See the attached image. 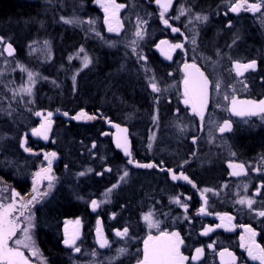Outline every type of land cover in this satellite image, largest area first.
<instances>
[{
  "label": "snow or ice",
  "instance_id": "obj_1",
  "mask_svg": "<svg viewBox=\"0 0 264 264\" xmlns=\"http://www.w3.org/2000/svg\"><path fill=\"white\" fill-rule=\"evenodd\" d=\"M156 4L160 7L161 11H160V18L163 22V24L165 25V27L171 28V30L173 32H178L179 29L172 27V25L169 24V20L165 18V13L168 11V9L170 8L171 4H172V0H155ZM245 4H247V0H243V3H237L235 6H233L230 10L233 12L238 11L241 7H243ZM101 7L104 8L105 13H108L109 8H113L115 10H118L119 8L123 7L122 5H117L114 3V0H108L107 3L101 4ZM260 4L258 3H252V4H247V8L246 10H252V11H260ZM181 15H184L185 12L183 9H181L180 11ZM114 15V13H113ZM178 18V17H177ZM197 20H207V17H200L197 16L196 17ZM72 21H68L66 20L65 23H71ZM106 23H108V21H105ZM117 29H114L111 24H109V28L108 31L112 32V31H116ZM135 36L138 39H142L143 38V32L140 30V27L138 25V29L135 33ZM0 43H3V38L0 37ZM162 43H167L166 41H163ZM132 44L135 45L136 44V40L132 41ZM173 48H180L182 47V45L180 44H176V45H172ZM6 51L8 52V55H12L13 54V49L11 44H9L6 48ZM81 51H83V49H81ZM133 51L135 52V47H133ZM141 59H143V57H140ZM90 61L88 60L87 56L84 57V65L85 67L87 66V64ZM185 67H189V65H185ZM194 67V66H193ZM235 68L237 69V75H243V71H247L248 69H255V62L252 63H248V64H240L237 63L235 65ZM196 71L199 73V76L201 78L202 84L199 88V99H200V103L201 105H203L205 103V99H206V95H207V88H208V80L206 77H204V74L202 72H199V69H196ZM29 79H32V74L29 73ZM185 104L189 103V99H191L192 97L190 96L189 93V80L186 78L185 81ZM152 90L154 92H158L159 88H157L156 84L153 83L151 85ZM219 83L216 84V88L217 90H219ZM24 91L28 94H31V89H24ZM225 99H228V97H225ZM237 101L233 98L232 100V105H233V111L235 112V105H236ZM251 103V102H248ZM259 109L261 112H264V101H261L259 104ZM193 112H196V106L195 104L193 105ZM199 114V113H197ZM237 115H243L245 113H241V112H236ZM255 115L256 113H250ZM37 115H41V113H37ZM51 115V114H49ZM86 114L81 112L77 117H73L74 119H78L80 117L85 116ZM93 117H88V119H92ZM201 118L202 115H201ZM231 125L228 122H225V124L220 127L219 131L221 133L225 132L226 130H230ZM121 131H126V129H123ZM34 134L39 135V131H34ZM117 147L118 148H123L125 151L126 155H130V153L128 152V147H127V139L126 137L124 138L123 142L120 141V139L117 140ZM149 147H151V145H149ZM26 151H28L29 149H25ZM52 158H55L56 153H51L50 154ZM46 159H48V157H45ZM129 163H133L132 160H129ZM137 167H154L155 165L153 164H145V165H141V164H137ZM231 166V165H230ZM234 167H237L240 169V172H233V175H239L243 172V165H235ZM51 168V159H49V169L48 171H50ZM171 172V170H169ZM80 175H84L83 172L80 173ZM124 177H126L128 175V173L125 171L124 172ZM37 176H40V173H37ZM47 179H49V188L52 186L51 185V180L54 179V177L48 176L46 177ZM172 179L173 180H178V179H183L185 181H187L188 183H191V181L188 179L187 176H184L182 173L180 175H177L175 173H172ZM115 187V186H114ZM193 187H195V185H193ZM34 192H36V189H33ZM205 191H208L207 189ZM109 192H111V189L109 190ZM18 194L16 193H12L13 198H15ZM46 195V193H45ZM107 195V194H106ZM32 199H36L35 196L32 197ZM175 202L177 204L181 203L179 198L175 199ZM238 203H240L241 205L247 204V206L249 208H251V205L253 203L252 200H244L241 199L238 201ZM92 205L93 208L95 209V207H97V202L96 201H92ZM22 208H27V204H22L21 205ZM16 210L15 207V202L10 203L8 205H0V264H29V261L27 258H25L24 254L20 251V246H23L24 248H30L32 250V255L36 256L38 258H41V254L39 253V251L34 247V245L31 242V236L29 234V229L31 227V218H29V227L23 229L24 232V239H16L14 241L16 247H10L9 246V241L12 240V238L15 236L16 232L20 229H18V225H17V220L18 218H12V214L13 212ZM186 210V208H185ZM205 212L204 208L200 209V213L203 214ZM21 215H23V212H21ZM259 216L264 217V210L260 211L258 213ZM145 221L149 223V225L151 227H159V224L155 221H153L151 219V214L146 215L144 217ZM221 219H223V217H221ZM229 220L231 219L230 217L228 218ZM76 224H79V221H76ZM247 231L250 233V236L248 238L249 242L247 244H242L243 247L246 248V251L248 253V256L251 258V260L253 261H259V264H264V248L260 247L259 245H257L254 241V239H252L256 233L252 232L251 229H247ZM128 234V229L125 228L123 231H117L116 235L124 238L126 237ZM204 234H207V230L205 231ZM162 236L168 241L164 246L162 247H153L151 250L148 248L147 243L145 244V251H144V259L142 264H183L184 261H186L188 259V257H184L180 254L179 251V246L183 243V240L180 239V236L178 233H172L171 235H169V233L164 232L162 233ZM78 237L76 235H73L71 237L67 236V230H66V238L64 240V244L68 247H72L74 248V250L76 252H80V248L78 246H76V239ZM151 239V238H150ZM243 239V238H242ZM108 244V241L106 239H103L101 237V241H100V247H106ZM121 251H123V249H121ZM197 255H201L203 250L202 249H197ZM224 253H221V256L223 257ZM228 255L231 257L233 264L235 261V257H232L231 253H228ZM196 257H193V259H195Z\"/></svg>",
  "mask_w": 264,
  "mask_h": 264
}]
</instances>
